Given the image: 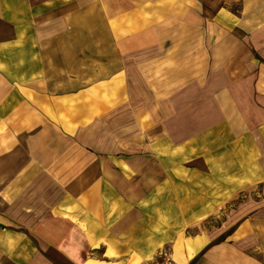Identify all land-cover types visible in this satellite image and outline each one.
I'll use <instances>...</instances> for the list:
<instances>
[{
  "label": "crops",
  "instance_id": "obj_1",
  "mask_svg": "<svg viewBox=\"0 0 264 264\" xmlns=\"http://www.w3.org/2000/svg\"><path fill=\"white\" fill-rule=\"evenodd\" d=\"M162 253L264 264V0H0V264Z\"/></svg>",
  "mask_w": 264,
  "mask_h": 264
},
{
  "label": "built area",
  "instance_id": "obj_2",
  "mask_svg": "<svg viewBox=\"0 0 264 264\" xmlns=\"http://www.w3.org/2000/svg\"><path fill=\"white\" fill-rule=\"evenodd\" d=\"M161 260L158 262V264H177L175 260H173L167 253H162Z\"/></svg>",
  "mask_w": 264,
  "mask_h": 264
},
{
  "label": "rangeland",
  "instance_id": "obj_3",
  "mask_svg": "<svg viewBox=\"0 0 264 264\" xmlns=\"http://www.w3.org/2000/svg\"><path fill=\"white\" fill-rule=\"evenodd\" d=\"M234 9L237 10V7H235ZM222 215L220 214L219 217H214V218L210 219L208 225H218V224H220L221 221H222V217H223Z\"/></svg>",
  "mask_w": 264,
  "mask_h": 264
}]
</instances>
